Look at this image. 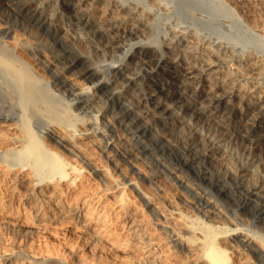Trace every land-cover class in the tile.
I'll return each mask as SVG.
<instances>
[{"label":"bare ground","instance_id":"1","mask_svg":"<svg viewBox=\"0 0 264 264\" xmlns=\"http://www.w3.org/2000/svg\"><path fill=\"white\" fill-rule=\"evenodd\" d=\"M69 1L78 7L72 24L88 28L73 38L37 0H0V209L20 211L12 205L20 197L36 227L59 218L75 222L96 259L99 243H108L125 258L129 250L140 255L142 264L172 257L185 264H264V236L240 226L218 201L264 229V144L256 136L264 138V58L253 50L241 56L214 32L182 21H167L156 41L149 34L153 12L140 0ZM154 5V13L169 8L162 0ZM81 43L104 58L80 50ZM119 45L121 56L108 61ZM39 63L66 79H47ZM92 102L97 110L82 106ZM101 109L112 111L107 123L114 132ZM125 129L182 180L196 178L192 187L204 206L153 192L154 185L161 189V173L133 163L132 149L119 139ZM91 144L112 167L98 162ZM248 174L251 180L242 178ZM129 189L152 218L132 205ZM8 220L10 229L35 230Z\"/></svg>","mask_w":264,"mask_h":264},{"label":"rangeland","instance_id":"2","mask_svg":"<svg viewBox=\"0 0 264 264\" xmlns=\"http://www.w3.org/2000/svg\"><path fill=\"white\" fill-rule=\"evenodd\" d=\"M47 2L46 0H37L38 5L45 9L47 12L46 14L50 18L54 21L56 20L61 26L70 27L71 38H73L77 32L86 31V29H88L84 27L77 28L72 24L73 21L75 23V19H71V10H76L78 8L75 6L76 4H72V1L55 0L53 4H47ZM140 2L144 8L150 9L154 13L156 8L154 4L156 0L155 2L154 0H140ZM162 2L166 3L169 7L164 8L166 12L156 11L154 15L153 13L150 15L149 19L151 26L149 34L154 40H161L162 37L160 34L166 31L167 21H171L172 23L182 21V24H193L194 27L198 28L199 32H214V36H220L223 40L228 41L234 47L235 52L241 56L253 50L264 58V0H245L244 2L242 0H162ZM171 10H173V12ZM78 46L80 50H85V52L90 55L92 54L93 58L96 60H102L104 58L95 54L86 43L78 44ZM123 49L121 45L117 46L114 51L110 52V56L106 58L108 61L119 58L122 51H124ZM48 50L50 52L53 51L51 48H48ZM35 62L38 63V61ZM37 66L47 79L56 80L58 82L66 79L63 76H57V74L52 71V68H44L42 63H39ZM229 71L235 73L236 68L232 66ZM236 77L239 78L238 76ZM66 92L71 96H76L73 93V89L67 88ZM91 105H94V102L88 105L84 103L82 106L90 107ZM97 106H94L96 110L99 108V106ZM91 107L90 109H92ZM87 112H89V110ZM99 112L100 118L105 120V124H108L107 121L112 111L104 112L103 109H101ZM124 122L128 121H117L120 126H125L123 125ZM157 126L158 128H163L159 125ZM108 127L114 132V129H111L109 124L106 128ZM123 131L124 133L119 136V139L121 140V144H124L126 148L132 149L131 156L133 157V163L141 162L145 164L150 171L161 173V189L154 185L152 186L153 192L165 193L168 195L174 194L181 200H193L192 203L194 205L204 206L206 201H204V198H200L196 190L192 187L195 183L199 184L196 178L193 179L192 182L188 180L187 182L184 181L186 178L182 180V175L179 174V171L173 172V170L169 168L168 162L164 160L163 157L151 153V149H143L145 144L143 142H138L137 140L139 138L134 136L133 132L130 130L128 131V129ZM259 132L260 131L256 132V136L262 144H264V138L261 137L263 135ZM90 146L92 152L96 154L98 162L106 163L109 168L112 167L111 161H108L107 158L104 157L98 144H91ZM215 157H218L217 159L215 158V164L225 168V162H223L219 156L215 155ZM128 168L134 169L139 176H144L142 173H139L134 166H129ZM242 178L251 180L250 174L244 175ZM92 181L94 182V179L90 178V183ZM93 182V185L98 184V181H95V184ZM193 182L195 183L192 184ZM127 193L131 197L132 205L139 207L143 216L145 215L144 217L147 216V218H152V215H150L147 210L148 208L145 207L144 204H141L142 201L138 199L135 192L129 189ZM224 200L218 197V201L222 204L221 207H224V211L227 215L229 214V216L236 218L241 223L239 224L240 226H247L264 236L263 226L259 222L257 223L252 215L241 216V213V215H239L238 212L231 208L229 204L226 203L227 201ZM23 202L24 201L20 199V197L13 198L12 205L18 208L19 204L21 207L19 208L20 211L15 209L17 212L15 210V212H8L7 210L0 209V264H18L20 260L26 259V257L28 259L38 258L39 260H43L41 263L35 262L33 264H142L143 258L140 255L129 250L126 253L130 252L131 255L129 258H125V252L123 255L117 253L108 243H99L102 252L101 256L98 258L99 260L96 259L97 257H94L93 247L86 243L79 225L75 222L59 218L54 219V221H48L46 226L44 225L45 227L41 225L36 227L37 223L34 222L33 210L26 206L22 208ZM8 219H10V221L26 224L28 227L32 226L35 230L31 228V230H33L30 231L31 233L24 234L25 232H21L18 229H10L5 223L9 221ZM225 221H227L228 225L232 223L229 219H225ZM232 221L233 223L235 222L234 220ZM4 223L6 225L5 227ZM233 223L231 226L238 225L236 222V224ZM116 226L119 228V225ZM119 231L123 232V229H119ZM153 264L185 263H183V260L180 258L172 257L168 261L154 262Z\"/></svg>","mask_w":264,"mask_h":264}]
</instances>
